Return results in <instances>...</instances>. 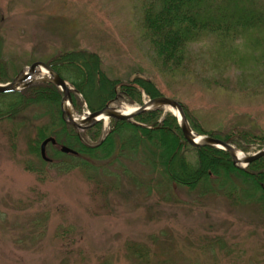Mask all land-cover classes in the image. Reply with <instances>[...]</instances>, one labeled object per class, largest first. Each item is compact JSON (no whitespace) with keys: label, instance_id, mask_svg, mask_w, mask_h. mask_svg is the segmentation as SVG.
<instances>
[{"label":"rangeland","instance_id":"rangeland-1","mask_svg":"<svg viewBox=\"0 0 264 264\" xmlns=\"http://www.w3.org/2000/svg\"><path fill=\"white\" fill-rule=\"evenodd\" d=\"M140 2L0 0L1 48L15 58L84 48L101 56L103 73L111 78L124 80L131 70L142 69L161 96L184 103L206 130L239 126L264 135V87L241 93L212 86L193 74L165 75L138 30ZM39 77L37 71L31 78ZM113 105L124 109L136 104ZM83 109L82 103L79 115ZM4 121L0 264H137L125 257L127 240L139 242L142 250L153 248L143 264H160L162 254L181 264H264V218L251 207L231 210L220 198L193 206L183 191H177L178 201L156 204L126 181L108 179L103 186L110 188L90 189L77 171L58 175L51 165L44 166L48 179L39 182L23 166L34 153H26L30 150L24 139L17 140L14 150L9 147L6 132L12 121ZM29 139L31 147L34 139ZM46 154H53L52 147H46ZM63 229L74 244L59 249L55 234Z\"/></svg>","mask_w":264,"mask_h":264},{"label":"trees","instance_id":"trees-1","mask_svg":"<svg viewBox=\"0 0 264 264\" xmlns=\"http://www.w3.org/2000/svg\"><path fill=\"white\" fill-rule=\"evenodd\" d=\"M136 18L152 59L165 75L193 74L212 86L241 93L264 87V0H141ZM1 43L0 38V82L11 80L36 60L43 61L68 82L77 113L83 102L94 111L107 103L141 105L143 95H160L142 69L131 70L124 80L111 78L103 73L101 56L84 48L15 58L13 52L1 48ZM61 98L60 89L45 81L0 93V126L4 125V130V120H11L12 126L6 132L9 147L14 150L17 140L24 139L30 150L26 153L32 157L34 153L32 160L23 161V166L37 181L48 179L44 166L51 165L58 175L77 171L90 189L102 187L108 179H114L111 183L122 180L156 204L178 201L176 193L183 191L193 206L220 198L231 210L251 207L264 218V155L241 168L233 165L222 149L191 146L183 138L176 118L164 107L144 111L131 120L110 119L105 135L100 122L78 129L62 114ZM181 106L197 134L225 140L246 153L264 146L261 132L239 126L206 130L184 103ZM29 113H33L32 118ZM29 136L34 139L31 147ZM48 136L77 154L61 153L51 145V162L43 161L39 144ZM55 238L54 246L59 249L74 244L64 229ZM69 240L73 242L69 244ZM215 242L225 249L224 244ZM135 243L125 242V257L143 264L154 250H142L139 242ZM159 262L181 264L163 254Z\"/></svg>","mask_w":264,"mask_h":264},{"label":"water","instance_id":"water-1","mask_svg":"<svg viewBox=\"0 0 264 264\" xmlns=\"http://www.w3.org/2000/svg\"><path fill=\"white\" fill-rule=\"evenodd\" d=\"M39 66L45 68L51 76V78H50L51 82L60 87V89L62 91V101H64L65 99H68V101L70 102L69 88L66 85L65 81L42 61L33 62L25 72L21 71L10 82L5 83V84H0V92L17 90L19 85L23 84V86H27L30 82L35 81V80H30V79L28 80V78L34 74V72L36 71V68ZM41 80H43V79H41ZM45 80L48 81L49 79H45ZM161 106L177 109L179 116H180L178 123H179V127L181 129L182 136L186 140V142L189 143L191 146L196 147V146L209 145V146H216L218 148H221V149L228 152L232 163L235 165L239 162H242L245 165H247L250 162H252V161H254V160H256L259 157L264 155V148H263V149L255 152L251 155L245 156L243 158V160L240 161L235 156V150H234L233 146L228 144L227 142H225L223 140H220L218 138H214V137H211L208 135H204V136H201V139L199 141H196L195 137L193 136L192 130L190 129V127L188 125V121H187L186 115L182 109L181 104L179 102H177L176 100L168 98V97L155 96V97L149 98L146 101H144L141 106H138L136 108L135 112L132 114H122L121 112H119L114 107L106 104L104 107L89 113L79 123L77 121H75L71 117V115L63 107H61V110H62V113L66 115V120L68 123H70L71 125H73L77 128L83 129L84 127H87L89 125L94 124L98 120L96 118L100 115H105L109 118L116 119V120H126V119L132 118L133 116H135V115H137L143 111L153 109V108H157V107H161ZM48 142L55 144V140L53 137H47V138L42 140V142L40 143V146H39L40 155H41L42 159L46 160V161H49V158L45 154V147H46V144ZM59 149L61 152H64V153L76 154V152L73 149H71L65 145H60Z\"/></svg>","mask_w":264,"mask_h":264},{"label":"bare ground","instance_id":"bare-ground-1","mask_svg":"<svg viewBox=\"0 0 264 264\" xmlns=\"http://www.w3.org/2000/svg\"><path fill=\"white\" fill-rule=\"evenodd\" d=\"M39 70H40L41 76H45V74L47 73V71H46L44 68H42V67H40ZM62 107H63V108H64V109H65V110H66V111H67V112L73 117V118L76 117V115H75L74 112H73L72 107L68 104V102H63V103H62ZM134 109H135V106H126L124 109H120V110H118V111L121 112L122 114H129V113H131ZM167 110H169V111H171L173 114H175L177 118L180 117V116H179V113H178V111H177L176 108H170V107H167ZM76 119H77V117H76ZM74 120H75V119H74ZM103 120H104V124H107V120H106V118H104ZM193 136L195 137L196 141H199V140L201 139V137L198 136L197 134H195L194 132H193ZM235 156H236V158H238V160L241 161V160H243L245 154H244L243 152L239 151V150H236V151H235Z\"/></svg>","mask_w":264,"mask_h":264}]
</instances>
